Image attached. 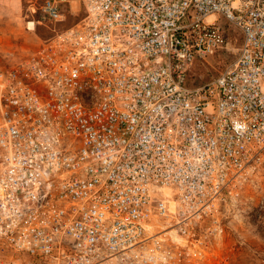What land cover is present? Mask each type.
Wrapping results in <instances>:
<instances>
[{"label": "built area", "instance_id": "obj_1", "mask_svg": "<svg viewBox=\"0 0 264 264\" xmlns=\"http://www.w3.org/2000/svg\"><path fill=\"white\" fill-rule=\"evenodd\" d=\"M81 1L52 38L0 49V264H172L190 251L147 225L190 241L264 169V0ZM228 25L237 59L191 85Z\"/></svg>", "mask_w": 264, "mask_h": 264}, {"label": "rangeland", "instance_id": "obj_2", "mask_svg": "<svg viewBox=\"0 0 264 264\" xmlns=\"http://www.w3.org/2000/svg\"><path fill=\"white\" fill-rule=\"evenodd\" d=\"M43 1L0 0V49L14 45L36 47L41 41L77 23L85 13L81 0H58L62 2L63 18L56 20L45 17L38 10L35 17L43 23L30 31L27 22L33 18L31 8L35 5L38 9ZM223 23L227 25L229 22L223 18ZM227 31L229 49L210 54L206 60L199 61L191 71V85L211 81L237 59L241 33L230 25ZM220 211L214 218L210 217L201 224L197 235L190 241L165 221L160 220L154 225L152 232L158 233V239L164 238L163 248L175 251L180 245L179 249L190 251V255H183L181 260L173 258L177 262L172 264H264V169L248 173L234 189L231 201ZM174 229L177 239L171 233Z\"/></svg>", "mask_w": 264, "mask_h": 264}, {"label": "bare ground", "instance_id": "obj_3", "mask_svg": "<svg viewBox=\"0 0 264 264\" xmlns=\"http://www.w3.org/2000/svg\"><path fill=\"white\" fill-rule=\"evenodd\" d=\"M71 1H72V0H71ZM75 6H77V5H75ZM25 26H26V25H25ZM171 204L174 206V203H173V202H172ZM173 206H172V207H173ZM147 227L150 228V229H152L154 226L150 224V225H147ZM152 230H153V229H152ZM176 232H177V231H176L175 229H174V230H171V233H173L175 239L178 238V236L176 235ZM109 261H110V260H109ZM101 264H104V262L101 263Z\"/></svg>", "mask_w": 264, "mask_h": 264}, {"label": "trees", "instance_id": "obj_4", "mask_svg": "<svg viewBox=\"0 0 264 264\" xmlns=\"http://www.w3.org/2000/svg\"><path fill=\"white\" fill-rule=\"evenodd\" d=\"M81 18H82V17H81ZM81 18H80V19H81Z\"/></svg>", "mask_w": 264, "mask_h": 264}]
</instances>
